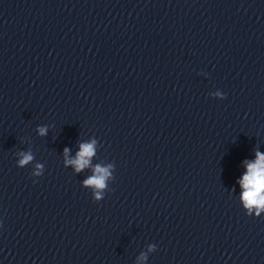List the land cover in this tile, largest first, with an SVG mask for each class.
I'll return each mask as SVG.
<instances>
[{
    "label": "clouds",
    "instance_id": "1",
    "mask_svg": "<svg viewBox=\"0 0 264 264\" xmlns=\"http://www.w3.org/2000/svg\"><path fill=\"white\" fill-rule=\"evenodd\" d=\"M38 132L41 136L46 135L47 128L40 127ZM95 141L91 143H82L80 145V151L77 153L75 159H66V164L74 166L76 172H80L84 168L90 165V159L95 153ZM69 149L65 148L64 153L67 157ZM22 157L18 164L23 167L33 160L31 152H21ZM257 159L254 162L247 163V171L239 181L242 192V201L245 208L251 210L253 207L257 209L255 215L259 217L260 211H264V154L260 152L256 153ZM36 171L32 175L40 176L42 165H35ZM109 167H102L96 165L94 167V174L87 178L83 183L93 189V195L95 202L101 201L102 190L106 188V180L111 175ZM249 211V215H251ZM151 250V249H150ZM143 258V256H142Z\"/></svg>",
    "mask_w": 264,
    "mask_h": 264
}]
</instances>
